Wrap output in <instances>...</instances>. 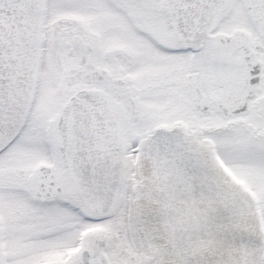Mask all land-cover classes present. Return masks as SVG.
<instances>
[{"label": "snow or ice", "instance_id": "1", "mask_svg": "<svg viewBox=\"0 0 264 264\" xmlns=\"http://www.w3.org/2000/svg\"><path fill=\"white\" fill-rule=\"evenodd\" d=\"M0 264H264V0H0Z\"/></svg>", "mask_w": 264, "mask_h": 264}]
</instances>
